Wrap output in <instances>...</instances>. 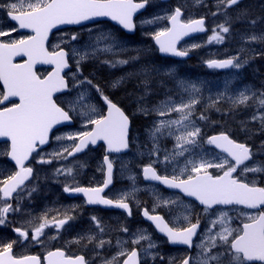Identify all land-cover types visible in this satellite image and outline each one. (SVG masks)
<instances>
[{
    "label": "snow or ice",
    "instance_id": "snow-or-ice-1",
    "mask_svg": "<svg viewBox=\"0 0 264 264\" xmlns=\"http://www.w3.org/2000/svg\"><path fill=\"white\" fill-rule=\"evenodd\" d=\"M152 0H0V9L6 12L15 26L0 27V138H5V150L0 151V159H6L14 170L0 173V228L11 227L15 239H0V264H92L84 255H68L64 249L48 250L46 254L17 255L16 246L44 245L48 240L59 237L61 229L75 220L70 214L73 209H56V215L49 218V210L34 216L30 210L33 194L37 193L41 182L36 165L66 161L76 156L90 145L95 147L103 142L105 154L101 171L105 178L100 186L83 187L76 181L75 166L61 164L52 178L63 176L66 182L62 190L69 196L83 194L87 205H100L123 210L132 216L130 200L136 199L140 189L136 186V176L123 161L118 169L131 182V188L121 191L115 197L102 195L114 179L117 157L131 149L136 138L130 135L132 120L125 110L115 102L93 78L84 75L83 66L97 62L109 68L124 67L141 59L145 49L133 48L117 34L99 28L104 18L113 21L126 33H134L138 26L160 25L158 30L144 32L158 46V52L173 57L185 58L190 52L201 47L178 48L180 41L194 33L209 31L207 15L185 16L186 9L177 5L163 14L151 18L135 19L137 13L145 9ZM193 6L207 7L206 0H192ZM242 0H213V18L222 17L211 28L207 43L223 44L232 34L235 23H245L249 31L240 34L248 45L264 44V29L255 31L257 25H264V0L259 5L260 14L251 6L241 7ZM231 10V11H230ZM61 26H81V30L65 32ZM61 32L59 41L50 43L53 30ZM87 30V39L84 38ZM30 30L31 34L15 37L13 33ZM241 55L223 59L209 58L204 61L210 69H234L239 72L251 60L264 56V51L255 48L242 49ZM129 52L134 55H126ZM21 58L17 61V58ZM103 57V58H102ZM37 65H50L51 70L41 74ZM67 70V71H66ZM132 76H140L135 97L136 111L154 119L147 128V143L137 145L138 155H147L149 163L141 166V175L146 181L159 182L167 189L179 190L185 197H192L208 214V221L201 229V218L195 217L191 205H185L180 197H163L153 192L154 204L151 210L142 208V216L155 230L167 238L172 245L197 249L195 254L170 257L168 264H264V186L256 180L246 179L247 174H257L264 178V161L254 157L264 156V141L253 150L246 142H239L229 132L205 136L197 121H207L206 111L197 114L196 106L201 102L202 85L181 78L174 66L164 69L154 65L143 66L137 73H127L110 83L112 89L122 86ZM154 77H164L174 84L167 89L164 98L155 104L146 103L152 94ZM165 86L164 80L159 82ZM226 82L224 90L209 98L207 108H216L222 100L230 104V110L251 109L247 120L240 122V131L252 135L264 133V86L255 88L244 85L231 90ZM92 93L99 99L101 108ZM60 94V95H57ZM174 95L176 98H174ZM71 97L67 99L66 97ZM65 97V99H61ZM216 111H220L216 108ZM175 113V117L173 116ZM82 121L81 131L51 136L58 125ZM255 123L256 128L248 127ZM50 138L57 142L69 140L71 145L61 144L51 153H43L42 146ZM171 139L172 148H164L161 142ZM207 146H214L224 153L212 155ZM143 149V151H141ZM35 154V155H34ZM211 157V158H210ZM251 161L250 165L248 162ZM156 165L162 166L158 171ZM84 165L80 164L79 168ZM239 169V171H238ZM215 170V171H213ZM47 180L49 177L45 176ZM137 207L140 206L136 201ZM259 210L257 214L242 212L247 220L239 227H233V217L229 210L235 206ZM224 206H230L226 209ZM180 208L182 225L170 224L157 208ZM29 217L16 220L15 217ZM9 217H12L10 219ZM93 230L78 235L72 242L92 245L94 257L99 264H149V261H164L158 251V243L146 228L134 232L125 224L116 229L108 228L101 218L90 217ZM46 228H54L55 236H48ZM128 234V239L117 237L115 244L108 236L110 231ZM195 240V243H194ZM132 247H126L127 244ZM115 247L110 257L103 250Z\"/></svg>",
    "mask_w": 264,
    "mask_h": 264
},
{
    "label": "rangeland",
    "instance_id": "rangeland-1",
    "mask_svg": "<svg viewBox=\"0 0 264 264\" xmlns=\"http://www.w3.org/2000/svg\"><path fill=\"white\" fill-rule=\"evenodd\" d=\"M172 3H174L176 6L181 5L183 6L189 14H187L188 17H199L201 15H207L210 13L209 11H214V6H210L211 10L208 8L210 5V0H206L207 7L204 6H193L192 0H152L151 6L149 7L148 11L142 15V17L139 19H145V18H151L155 14H163L166 11H170L174 6H172ZM260 4H257L255 7L258 8ZM249 6V5H247ZM187 12V13H188ZM198 12V13H197ZM197 13V14H196ZM257 14V12H256ZM138 20V22H139ZM222 18H213L210 17V28L212 26L221 21ZM236 24V23H235ZM233 24V26L235 25ZM14 25L10 23L6 16V12L2 9H0V27L8 29L10 27H13ZM232 26V34L230 37L226 38L225 42L223 44H216V43H207L211 33V30L209 33L205 36H201L197 40H192L189 43L185 45V47H190L192 44H200L202 45L199 48H196L194 50L197 51L196 54V60L193 61V63L189 62H177V61H166L163 60L159 54H158V48L155 45V42L148 36L143 35L144 32H150L153 30H158L160 25H145L143 27H139V35L137 38H123L121 34L118 31V28H113L110 25L103 23L99 24V28L104 29L105 31H110L118 36H120L123 40H125L129 46L133 48H140L145 49L146 52L142 54L141 59L137 62L129 63L128 65L124 67H117V68H109L107 66H102L98 64V66H94L96 62H89L83 66L84 68V75L90 76V78H93L94 83L100 84V86L104 89L105 93L107 95H111L115 93L118 90H122L125 87H130V91L127 95V99L125 100L124 104L127 105V108L130 109L134 113V116L137 118L136 127H133L131 130V136L136 138L134 140V144L132 146V150L125 155L122 156H114L117 157L116 160V183L115 187L111 191V195L114 197H117L121 191L127 190L131 188V182L126 178L127 173L124 175H121L118 171L120 167L121 161H123L125 164L128 165V168L131 169L132 173L136 176V186L140 189L136 193V199L131 200L134 202V204L137 206L136 201H139V204H143L144 201H151L152 204H154V198L152 193L158 192L163 197H168L163 195L158 189H156L153 186L149 185H143L142 181L140 180L141 175V166L145 163H149V157L147 155H138L137 153V145H143L147 143V136H146V129L150 127L152 120L154 119L153 116L145 117L141 114H139L137 109V104L135 102V97L140 94L141 89L138 87L140 79L142 77L140 76H132L131 78L127 79L126 82L116 88L112 89L110 87V83L115 80L118 77L124 76L127 73H137L140 71V69L143 66L146 65H154L155 67L164 69L166 67L174 66L177 69L178 75L181 78H185L187 80H191L192 82H196L200 85H202L201 92V102L196 106V112L199 114L200 112L206 111V114L208 116L207 121H197V123L202 128V134L207 137V131L208 130H222L224 128L231 129V131H240V122L247 120L249 116L251 115L250 111H245L244 113H249L246 116L240 115L239 117V111L242 113L243 108H238L236 110H230V104L226 100H222L219 104L216 105V108H219L220 111H216V108H207V105L209 103L210 97H215L219 92L224 90V86L226 82H231L229 87L231 90L235 91L240 89L245 84L243 81H241L242 77L244 76L241 74V70L237 72V70L229 71V73H217L210 71L206 68V64L204 63L205 60L215 57V56H222L226 53V50L228 47H230L227 51L237 49V45L239 43V48L242 50L245 48L242 44L244 43L241 38L240 34L244 33L246 31H249L248 28L241 29L240 27H237V30L233 31ZM261 28L257 31L259 32L261 29H264V25H260ZM65 32L70 31H77V30H64ZM84 38L87 39V30L84 29ZM15 37H21L26 36L24 33H13ZM61 36V32L57 33L54 37V40H52V44H55L59 41V38ZM234 39L235 42H231L230 40ZM204 46L203 49H201ZM263 47V46H262ZM243 53V52H241ZM135 53L129 52L126 55H134ZM233 56L238 55L237 53L232 54ZM243 58V54H239ZM103 58V57H102ZM160 60L169 62V63H163L160 62ZM201 66L198 70H195L193 66ZM203 69L205 71L204 74H202L201 70ZM44 69L40 70V73H43ZM200 71V72H198ZM195 74V75H194ZM161 79L164 80L165 86H160L158 83ZM260 88V87H259ZM151 89L152 94L148 97H146V103L149 105L155 104L158 100L163 99L165 92L167 89H174V84L172 81L167 80L164 77H154L151 83ZM135 92V93H132ZM160 93V97L157 96ZM164 93L162 96L161 94ZM93 98L96 100V103L100 106L99 99L95 97V93H92ZM67 99H71V97H66ZM174 98L175 95H174ZM61 99H65V97H61ZM103 106V105H102ZM101 107V106H100ZM248 110V109H247ZM175 113H173V116L175 117ZM237 119V120H236ZM248 127L250 128H256L257 125L255 123L249 124ZM82 129V121L80 119L77 120L76 126L74 128L69 129H62L59 131L56 135H64L69 133H75L78 131H81ZM133 131H135L133 135ZM245 139H250L247 133L242 132L241 133ZM256 135H263V137L259 140L264 141V133L256 134ZM252 135V136H256ZM73 142L69 140H64L57 142L53 140V143L49 149L44 151L43 153H51L53 150L57 149L61 144L63 145H71ZM173 141L171 139H166L161 142V146L164 148L171 149L172 148ZM100 148V147H99ZM99 148L92 149L89 152L85 154V158L82 159H68L66 161H56L54 160L52 164H46V165H36L34 162V166L37 167V171L39 172L41 176V182L39 185V191L37 193L43 194L42 203L46 206H56V202L59 200L60 197L58 195L64 194L62 190L63 183L67 180H70L71 178H65L63 176L52 178L53 171L59 167L61 164L65 166H69L70 162L71 165L74 166V162L77 163V161H80L84 167L79 168L78 166H75V170L77 172L76 174V181L78 182L79 186H99L103 179H104V172L99 170L102 167L103 164V156L100 158V151ZM103 149L104 155V147H101ZM6 147L4 145L0 144V151L5 150ZM207 150L211 152L212 155H216L219 153H216L214 149L211 146H207ZM143 151V149H141ZM221 157L223 155L219 154ZM211 158V157H210ZM256 161H264V156H258ZM252 164V163H251ZM250 164V165H251ZM162 167V166H161ZM12 167L8 163L6 159H0V173L6 174L8 171H11ZM215 171V170H213ZM49 177V179L45 180L43 177ZM57 183V184H56ZM57 186H56V185ZM53 193V194H52ZM51 195V196H48ZM183 202V201H182ZM84 202H81L78 198L76 200L68 201L66 203V206L63 208L65 210L73 209V206H75L74 210L71 211L70 214L75 216V220L70 221L68 226L64 228L65 240L64 237L63 240L69 243L72 242L74 238H76L78 235L84 233V228L82 227L83 224L85 225V221L83 218H86V223L91 227V230L94 231L92 222L90 221V217L92 215H95L102 219L104 224L107 226L109 224L112 225V228L110 229H116L120 224H125L130 229V232H134L139 228H146L148 232L152 234V238L158 243V251L161 255L165 257L164 261H160L159 259L156 260L158 264H168V259L170 257H180V253H173L170 250L166 249L163 246V243H165L162 239L156 237V235L153 233L152 229L150 227L145 226L143 223H141L139 220H130L125 213H122L120 211H102V210H96V209H86ZM183 204L189 205L190 203ZM191 205V204H190ZM192 207V206H191ZM163 208V207H162ZM48 209V208H47ZM53 209V208H52ZM166 209V208H165ZM168 210V209H167ZM193 212L196 211V208L192 207ZM173 211L176 213L175 218L176 219H182L181 218V209L180 208H174ZM202 213L205 215V213L202 211ZM87 214V216L82 217L83 215ZM209 216L207 217L208 221ZM28 219V218H27ZM235 227V226H233ZM7 228V227H6ZM47 234V233H46ZM48 236L52 235L47 234ZM53 235H56V231L53 232ZM60 235V234H59ZM111 237L113 240V244H115V239L117 237H120L122 239H128V234L120 233L118 231H110L108 233V236L105 238ZM160 239V240H159ZM47 242V241H46ZM69 243L71 248H78V245L76 243L72 242ZM30 246L24 247L21 246L20 252H26ZM88 248L93 250L92 245H88ZM126 247H132V245L129 243L126 245ZM19 249V248H18ZM47 251V250H46ZM116 251V248L113 246L111 248L106 247L103 252L106 253L107 257H110L112 254H114ZM197 251V249H196ZM170 252V253H169ZM169 253V254H168ZM172 253V255H171ZM195 254V253H194Z\"/></svg>",
    "mask_w": 264,
    "mask_h": 264
},
{
    "label": "flooded vegetation",
    "instance_id": "flooded-vegetation-1",
    "mask_svg": "<svg viewBox=\"0 0 264 264\" xmlns=\"http://www.w3.org/2000/svg\"><path fill=\"white\" fill-rule=\"evenodd\" d=\"M168 1H171V0H168ZM260 3H261V0H242L241 7H246L247 5H249V6L252 7V9L254 10L255 13L257 12V14H260V7L259 6H258V8L255 7L257 4H260ZM211 5L213 6V0H210V5L208 7L210 10H211V8H210ZM149 6H151V3L149 4ZM172 6L175 7L176 5L174 3H172ZM187 12L188 11L186 10L185 11V16H187V14H189V12L188 13ZM141 17L142 16H139L138 20ZM210 17H211V15L208 13L207 14V20H206V23H207L206 26L208 27L209 31L211 30V28H210ZM217 18H219V17H217ZM220 18H222V17H220ZM103 23H106V24L110 25L111 27L117 29L116 26H114V25H112V24H110L108 22H102L101 24H103ZM242 25H243L244 28H248L247 24L242 23ZM234 28H236V27H234ZM260 28H261V26L257 25L255 31H258ZM73 29H80L81 30V28H73ZM241 29H243V28H241ZM118 31H119V33L121 34V36L123 38L126 37V38H132V39L137 38V36L139 35V32H140L139 26H138L136 32L134 34H130V35L126 34V32H124L122 29H118ZM209 31H207L205 36L209 33ZM203 35L194 36L192 38L187 39L181 45V48L185 47V45L187 43H189L190 41L197 40ZM230 41L231 42H233V41L235 42L234 39H231ZM238 45H239V43H238ZM238 45L236 47L237 49H234V50L230 49V51H227L231 47L230 46V47H228V49L226 50V53L224 55L215 56V57H212V58L223 59V58H226L228 56H233L232 54H235V53L243 54V58H244V56L246 55V52L241 51V49L239 48ZM242 45L245 46L244 49L252 47V48H255L257 52L264 51V44H261V43H256V44H252V45H248V44L243 43ZM203 48H204V46L201 49H203ZM241 52H243V53H241ZM190 54L191 55L185 60V62L193 63V61H195L196 58H197L196 57L197 51L196 50H192L190 52ZM166 60L170 61V60H174V59L173 58H166ZM193 67H194L195 70H198L199 68H201V66H199V65H197L196 67L195 66H193ZM206 68L208 70H210V71L217 72V73H229V71L234 70V69H210L207 66H206ZM200 70H201L202 74L205 73V71L203 69H200ZM198 72H200V71H198ZM241 74L244 75L242 77L241 81H243V83L245 85L253 86L255 88H259V87L264 86V56H258L255 59L251 60V62L241 70ZM159 95H160V93L157 96H159ZM114 101L117 102L120 106H122L126 110V112L131 117L132 127H136L137 118L134 116V113L132 111H130V109H128L127 105H125L124 103L121 104L120 101L119 102L117 100H114ZM100 106H101V108H103L102 105H100ZM241 111H242V113H240V111H239V114H238L239 117H241L240 115H243V116L248 115L249 113H244V112L245 111H250L251 112V109H248V110L247 109H242ZM222 131L229 132L233 136V138L236 139L239 142H246L249 145L253 146V150L254 151L256 150V147L260 144L259 140L263 137V135H261V136L256 135V136H251L250 139H245V137L242 136V134H241L242 132L241 131H238V130L231 131V129H228V128H224L222 130H208L207 131V133H208L207 136L215 135V134H218V133H220ZM134 133H135V131H133V135H134ZM133 144L134 143H132V145ZM4 147H7L6 143L4 144ZM211 147L214 149V151L216 153H219V154H221L223 156L226 155L224 153H221L217 149H215L213 146H211ZM99 151H100V158H101L103 156L102 155L103 154V149L100 147ZM85 154L86 153H84L82 155H79V156H77L75 158L76 159L85 158ZM257 158H258V156L254 157V160H256ZM74 163H76V162H74ZM77 163H81V162L77 161ZM248 163L251 164L252 162L249 161ZM146 164L147 163H145L143 165H146ZM10 165L12 167V164H10ZM156 167H157L158 171H162V167L160 165H156ZM12 170H14L13 167H12ZM116 171H117V168H116ZM238 171H239V169H238ZM115 178H116V176H115ZM246 179H248L250 181L251 180H256L257 182L261 183V186H264V178H262L260 175L249 173V174H247ZM140 180L142 181L143 185L153 186L156 189H158L165 196L172 197V198H175V197L179 196L181 201H183L185 203H190L192 207L196 208V211L193 212V217H192L193 222H195V217L197 215H199L200 218H201V229H203L205 227V225L207 223L208 214L204 215L202 213V211H203L202 206L199 205L198 201H196L195 198L185 197L182 193L179 192V190L167 189L164 186L160 185L159 183L146 181V180L143 179L142 175H140ZM115 183H116V180H115ZM114 185L106 192V196H108L110 198H115L113 195L110 194L112 189L115 187ZM80 186H82V185H80ZM43 195H44V193L43 194H39V193H34L33 194V201H32V203L30 205V210H31V212H32V214L34 216L43 213L45 210H49L48 215H49V218H51V216L56 215V209H60L61 212H63L65 210L63 208L66 206V203L68 201L76 200L77 198L79 200H81V202H84L83 204L85 205L86 209H90V210L96 209V210H102V211H114V210H116V209H107V208H104L102 206H93V207L92 206H88L85 203V199L83 197H81V196L70 197L66 193L58 195V197H60V198L56 202V204H57L56 206H46V205H44L42 203ZM48 196H51V195H48ZM129 202H130V205L132 207V216L131 217L127 216V217L130 220H134V219L135 220H139L145 226L150 227L152 229L153 233L156 235V237L162 239L165 242V243H163V246L166 249H168V250H170L171 252H174V253L179 252L180 253L179 255H181L180 257H182L183 255L189 253V251H191L192 254H194L196 252V248L195 247L193 249L189 250L186 246H177V245L169 244L167 242V238L164 235L160 234L158 231H156L154 226L151 224V222L147 221L142 216V212H141L142 208H148L149 210H151V208L153 207V204L151 203V201H146L145 200L144 203L141 204L139 207H137L134 204L133 201L130 200ZM224 207L226 209L230 208V206H224ZM258 211L259 210L247 209V208H245L244 206L241 205V206H235L234 209L229 210V215L233 217V226L239 227L242 223L247 222V220L244 218V216L241 215L242 212H248V213H252V214H257ZM157 212H159L160 214H163L165 216V219L169 220L170 224H173V225H182L183 224V220L182 219H176L175 218L176 213L174 211L170 215L167 209L161 207V208H157ZM85 216H87V214L83 215L82 217H85ZM9 218L12 219V217H9ZM27 218H29V217H27V216H25V217H20V216L15 217L16 220H26ZM83 219L85 221V225L83 224L82 227L84 228V233H86L89 230H91V227H89V225L86 223V218H83ZM67 226L68 225H65L64 228H66ZM54 231H55L54 228H46L45 229V232L47 234H51L52 233V235H50V236H54L53 235ZM62 233H64V229L60 230V233H59L60 235H59V237L57 239L48 240L47 242H45L44 245L30 246L26 252H20L21 246H19V245L16 246V248L14 250H15L17 255H22V254H34V255H37L38 254V255H41V257L43 259V256L46 254V252L48 250H55L56 248H61V249H64L68 255H80V254H82V255L85 256L86 259L91 260L92 264H99L98 259H93L95 254H94L92 249H90L88 247H85L83 242L79 243V245L76 243V245H78V248H71L70 244H69L71 241L69 243L67 242V240L64 241L65 240V235H63ZM62 237H64V240H63ZM15 238H16L15 234L11 231V227L0 228V239L12 240V239H15ZM194 243H195V240H194ZM71 244H72V242H71ZM17 250H19V252H17ZM103 255H105L107 257L105 252H103Z\"/></svg>",
    "mask_w": 264,
    "mask_h": 264
},
{
    "label": "water",
    "instance_id": "water-1",
    "mask_svg": "<svg viewBox=\"0 0 264 264\" xmlns=\"http://www.w3.org/2000/svg\"><path fill=\"white\" fill-rule=\"evenodd\" d=\"M143 10H144V9H143ZM143 10H142V11H143ZM142 11H141V12H142ZM139 13H140V12H139ZM139 13H137V14H139ZM103 20H108V19H107V18H104ZM112 22H113V21H112ZM14 23H15V22H14ZM114 23H115V22H114ZM115 24H116V23H115ZM61 27L63 28V27H67V26H61ZM21 31L30 32V30H21ZM55 31H56V30L54 29L53 32H55ZM191 35H192V34H191ZM51 36H52V35H50V37H49V41H50V39H51ZM187 37H188V36H187ZM184 38H185V37H184ZM184 38H183V39H184ZM183 39H182V40H183ZM182 40H181V41H182ZM181 41H180V42H181ZM162 55H165V54H162ZM165 56H170V55H165ZM20 59H21V58L18 57V58H17V61L20 60ZM41 66H44V67H52V66H50V65H37V68H38V67H41ZM66 71H67V70H66ZM57 95H58V94H57ZM58 126H61V125H58ZM58 126H56V127H58ZM56 127H55V128H56ZM55 128H54V129H55ZM4 139H5V138H0V141H4ZM101 143H103V142H100L99 144H101ZM99 144H98V145H99ZM47 145H48V144H46V145H44V146H42V147H45V146H47ZM98 145H97V146H98ZM97 146H95V147H97ZM85 150H86V149H85ZM85 150H84V151H85ZM218 150H219V149H218ZM82 152H83V151H82ZM80 153H81V152H80ZM124 153H125V152H124ZM77 154H79V153H77ZM112 184H113V183H112ZM112 184H111L108 188H106L105 191H106L107 189H109V188L112 186ZM105 191H104V192H105ZM75 195H83V194H75ZM102 195H103V193H102ZM72 196H74V195H72ZM85 198H86V197H85ZM103 207H105V206H103ZM106 208H113V207H106Z\"/></svg>",
    "mask_w": 264,
    "mask_h": 264
},
{
    "label": "trees",
    "instance_id": "trees-1",
    "mask_svg": "<svg viewBox=\"0 0 264 264\" xmlns=\"http://www.w3.org/2000/svg\"><path fill=\"white\" fill-rule=\"evenodd\" d=\"M130 91V87H125L122 90H118L115 93H113L112 98L114 100H117L118 102L120 101L121 104L127 99V95ZM132 93H135L132 91Z\"/></svg>",
    "mask_w": 264,
    "mask_h": 264
},
{
    "label": "bare ground",
    "instance_id": "bare-ground-1",
    "mask_svg": "<svg viewBox=\"0 0 264 264\" xmlns=\"http://www.w3.org/2000/svg\"><path fill=\"white\" fill-rule=\"evenodd\" d=\"M107 227L108 228H112V225L111 224H109V225H107ZM154 240V239H153ZM170 253V252H169ZM168 253V254H169ZM174 253V252H173ZM171 255H172V253H171ZM149 264H153V262H151V261H149ZM154 264H158L157 262H154Z\"/></svg>",
    "mask_w": 264,
    "mask_h": 264
}]
</instances>
